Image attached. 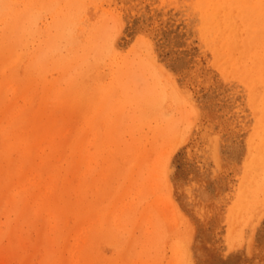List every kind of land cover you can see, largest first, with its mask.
Here are the masks:
<instances>
[{
    "label": "rangeland",
    "instance_id": "obj_1",
    "mask_svg": "<svg viewBox=\"0 0 264 264\" xmlns=\"http://www.w3.org/2000/svg\"><path fill=\"white\" fill-rule=\"evenodd\" d=\"M263 1L0 0V264H264Z\"/></svg>",
    "mask_w": 264,
    "mask_h": 264
},
{
    "label": "bare ground",
    "instance_id": "obj_2",
    "mask_svg": "<svg viewBox=\"0 0 264 264\" xmlns=\"http://www.w3.org/2000/svg\"><path fill=\"white\" fill-rule=\"evenodd\" d=\"M190 1H191V0H190ZM213 1H215V0H206V4H207V5H208V4H211ZM238 2H241V1H238ZM238 2H237V3H238ZM263 2H264V1H263ZM220 8H221V7H220ZM214 11H215V12H214V15H216V14H217V10H214ZM19 35H20V34H19ZM5 38H6V37H5ZM5 40H6V39H5ZM96 41H97V40H96ZM62 42H63V41H62ZM30 47H31V46H30ZM49 48H50V47H49ZM26 49H27V48H26ZM18 50H19V48H18ZM22 50H23V49H22ZM59 50H60V49H59ZM65 50H66V49H65ZM69 50H70V49H69ZM226 50H228V47L226 48V46H225V47H224V51H226ZM79 51H80V50H79ZM34 52H35V51H34ZM90 54H91V53H89L88 55H90ZM75 57H76V56H75ZM79 58H81V57H79ZM86 58H88V57H86ZM91 58H92V57H91ZM89 59H90V57H89ZM78 60H79V59H78ZM80 60H81V59H80ZM78 62H79V61H78ZM89 62H90V61H89ZM104 62H105V60H104ZM93 63H94V59H93ZM60 64L62 65V63H59V65H60ZM64 64H65V62H64ZM86 64H87V63H86ZM89 65H90V64H89ZM69 70H70V69H69ZM83 70H84V69H83ZM61 72H62V71H61ZM53 73H54V72H53ZM59 73H60V72H59ZM59 73H58V74H59ZM62 73L64 74V72H62ZM51 74H52V73H51ZM69 74H70V73H69ZM59 75H60V74H59ZM67 75H68V71H67ZM53 76H54V75H53ZM48 77H50V76L48 75ZM64 77H65V75H64ZM60 78H61V76H60ZM57 79H58V77H57ZM78 79H80V78H78ZM76 80H77V79H76ZM84 80H85V79H84ZM81 81H82V80H81ZM76 82H78V81H76ZM79 82H80V81H79ZM82 82H83V81H82ZM84 83H85V82H84ZM78 84H79V83H76V85H78ZM73 85L76 86L75 83H73ZM73 85L69 87V90H70L71 88H72L71 90L74 89V86H73ZM140 85H141V84H140ZM63 86H64V85H63ZM139 87H140V86H139ZM65 88H66V87H65ZM139 89H140V88H139ZM47 90H48V89H47ZM62 90H63V89H62ZM65 90H66V89H65ZM67 91H68V90H67ZM69 93H70V91L68 92V94H69ZM61 94H62V93H61ZM68 94H67V95H68ZM76 94H78V93H76ZM64 95L66 96V92H65ZM76 96H77V95H76ZM76 96H75V97H76ZM67 97H69V96H67ZM76 100H77V97H76ZM133 114H134V113H133ZM77 116H78V115H77ZM133 116H134V115H133ZM130 117H131V115H130ZM78 118H79V117H78ZM93 121H94V120H93ZM93 121H92V122H93ZM131 121H132V120H131ZM95 122H96V120H95ZM3 123H4V121H3ZM141 123H142V122H141ZM4 124H5V123H4ZM110 124H111V123H110ZM6 128H7V127H6ZM10 128H11V127H10ZM9 131H12V128H11V130H9ZM66 132H67V131H66ZM66 132H65V133H66ZM132 133H133V131H132ZM33 135H34V134H33ZM0 138H1V137H0ZM49 138H50V137H49ZM5 139H8V138H5ZM5 139H4V141H5ZM9 139H10V138H9ZM12 139H13V138H12ZM1 140H2V139H1ZM9 141H10V140H9ZM6 142H7V141H6ZM62 142H63V141H62ZM2 143H3V142L1 141V144H2ZM7 143H8V142H7ZM43 144H44V143H43ZM64 144H65V143H64ZM132 145H133V144H132ZM132 145H131V146H132ZM62 146H63V145H62ZM2 147H3V146H2ZM2 147H1V148H2ZM4 147H5V145H4ZM10 147H11V146H10ZM10 147H9V149H10ZM134 147H135V146H134ZM6 148H7V147H6ZM6 148H5V149H6ZM11 148H12V147H11ZM70 148H72V147H70ZM13 149H14V148H13ZM61 149H62V148H61ZM46 150H47V149H46ZM5 151H6V150H5ZM57 151H58V150H57ZM66 151H67V150H66ZM71 151H72V149H71ZM7 152H8V151H7ZM16 152L18 153L19 151L16 149ZM16 152H15V154H16ZM22 152H23V151H22ZM1 153H2V152H1ZM4 153H5V152H4ZM12 153H13V152H12ZM20 153H21V150H20ZM23 153H24V152H23ZM115 153H116V152H115ZM22 155H23V154H22ZM15 157H16V155H15ZM12 158H13V157H12ZM262 244H263V243H262ZM262 244H261V245H262Z\"/></svg>",
    "mask_w": 264,
    "mask_h": 264
}]
</instances>
